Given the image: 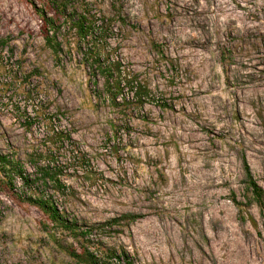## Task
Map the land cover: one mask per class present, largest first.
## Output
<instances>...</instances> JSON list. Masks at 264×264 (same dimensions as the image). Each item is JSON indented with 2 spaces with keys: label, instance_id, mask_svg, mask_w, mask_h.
Segmentation results:
<instances>
[{
  "label": "rangeland",
  "instance_id": "obj_1",
  "mask_svg": "<svg viewBox=\"0 0 264 264\" xmlns=\"http://www.w3.org/2000/svg\"><path fill=\"white\" fill-rule=\"evenodd\" d=\"M39 9L59 27V59ZM73 10L105 24L106 50L152 99L125 113L99 101L102 77L84 60L93 37L80 40L51 0H0V152L31 173L48 130L69 133L85 162L69 145L55 151L68 187L57 202L90 224L137 214L100 233L133 264H264L242 162L264 189V0H71ZM2 178L0 264H84Z\"/></svg>",
  "mask_w": 264,
  "mask_h": 264
},
{
  "label": "trees",
  "instance_id": "obj_2",
  "mask_svg": "<svg viewBox=\"0 0 264 264\" xmlns=\"http://www.w3.org/2000/svg\"><path fill=\"white\" fill-rule=\"evenodd\" d=\"M71 0H51L56 7V11L70 21L71 27L80 40L85 37H93L90 40L91 46L84 53V60L89 62L93 77H102V89H97L96 98L113 107H120L119 111L125 113V109L130 106L142 107L146 101L152 99L150 89L138 80L136 73L126 69L121 61L113 59L106 50L107 28L101 22V26L96 27L95 21H88L85 14H78L74 10L66 13V6ZM38 15L46 27L44 31L45 45L58 58V53L62 50L61 42L56 36L58 26L54 19L48 17L42 9L38 10ZM97 36L94 35L95 31ZM94 35V36H93ZM94 82L97 81L94 79ZM129 90L132 94L126 96L124 90ZM49 143L47 152L36 154L30 162L34 171L29 173L20 161L0 152V174L2 183L10 191L19 190L18 198L37 207L42 211L52 225L65 232L66 236L78 243V248L72 244L64 247L67 253L78 262L84 264H133L130 256L125 250L116 249L113 246H106L101 240L100 233L115 230V227L129 224L139 218L137 214L123 213L116 217L107 219L101 223L90 224L83 219L67 214L64 208L58 204V196L65 195L68 187L62 180L63 162L55 158V151L64 144L69 145L73 160L85 162L84 154L76 148V142L69 133L64 130L51 127L48 130ZM45 159V160H44ZM43 161L40 164V161ZM40 162V163H39ZM245 171L246 189L251 194V199L259 206L263 218L264 232V189L253 179L249 166L245 158H242ZM16 180L21 182V186H16ZM48 187L52 191L47 190ZM234 201V200H233ZM110 233V232H108Z\"/></svg>",
  "mask_w": 264,
  "mask_h": 264
}]
</instances>
